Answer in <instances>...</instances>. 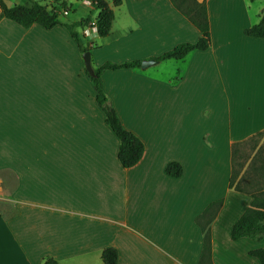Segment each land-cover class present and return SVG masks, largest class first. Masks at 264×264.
<instances>
[{"label":"crops","instance_id":"1","mask_svg":"<svg viewBox=\"0 0 264 264\" xmlns=\"http://www.w3.org/2000/svg\"><path fill=\"white\" fill-rule=\"evenodd\" d=\"M65 1L79 18L93 10ZM199 1L210 46L173 60L177 78L158 60L101 74L122 125L144 144L128 167L67 28L0 18V264H102L106 246L116 264H198L195 216L217 198L212 263L260 264L249 251L264 236L230 237L251 197L228 180L233 142L264 133V38L243 32L264 0ZM113 11L109 33L91 37L92 66L154 58L200 35L170 0H121ZM169 161L180 176L165 173Z\"/></svg>","mask_w":264,"mask_h":264},{"label":"trees","instance_id":"2","mask_svg":"<svg viewBox=\"0 0 264 264\" xmlns=\"http://www.w3.org/2000/svg\"><path fill=\"white\" fill-rule=\"evenodd\" d=\"M90 2L96 11L95 15H91V10L78 19L69 20L60 17L63 8H70L65 0H53L49 3L46 0H21L11 5H7L3 0H0V18L11 19L23 27H28L33 23H37L44 28L62 24L69 31L80 52H84L91 49L92 36H106L109 33L114 18L113 6L120 4L121 0H111V3H108L107 0H90ZM170 2L194 24L200 35L195 41L179 42L172 48L154 56L159 61L170 58L181 59L192 50H204L210 46V27L205 2L199 0H170ZM92 21L95 29L85 34L83 32L84 28ZM243 32L249 36L264 38V10L258 21L245 27ZM140 62L139 59L120 62L106 60L98 66H92L93 71L91 73L87 72L95 90L96 100L104 112L105 121L119 140L117 157L124 167L135 164L141 158L144 144L138 136L122 125L104 93L101 74L105 69L139 67ZM262 137L263 142L254 153L250 165L242 172V163L235 164V147L243 141H235L232 144L228 186L251 197L249 204L231 226L230 237L232 239L241 236L260 239L264 236V133L263 131H257L248 138L258 143ZM164 171L170 176L177 177L182 174V166L177 161H169L165 164ZM222 202L223 198L212 200L200 214L195 216V222L203 233L198 264H213L211 259L210 222L216 216ZM249 253L256 256L260 264H264V248L253 249ZM100 259L102 264H116V249L112 246L104 247L100 253ZM41 264H58V262L52 257H45Z\"/></svg>","mask_w":264,"mask_h":264},{"label":"rangeland","instance_id":"3","mask_svg":"<svg viewBox=\"0 0 264 264\" xmlns=\"http://www.w3.org/2000/svg\"><path fill=\"white\" fill-rule=\"evenodd\" d=\"M47 2L49 3L51 1H47ZM252 5L254 6V2H252ZM95 12L96 11L93 9L91 15H95ZM79 16H80V10L70 12L67 15L60 14V17L69 20L77 19L79 18ZM173 60L178 61V59H171V58L160 60L161 63L159 64V67L161 68L164 75L166 76L172 75L174 76L175 79L177 78L180 72L179 70L181 68V61L179 60L180 62H173ZM242 141L243 142L236 145L235 147L236 148L235 164L239 165L240 163H242L241 172L250 165L254 153L257 151L258 146L263 142V137L258 141V143H255L253 139H249V138L243 139ZM263 149H264V144H263Z\"/></svg>","mask_w":264,"mask_h":264},{"label":"water","instance_id":"4","mask_svg":"<svg viewBox=\"0 0 264 264\" xmlns=\"http://www.w3.org/2000/svg\"><path fill=\"white\" fill-rule=\"evenodd\" d=\"M82 57H83V61H84V66L85 69L88 73H91L93 71V67H92V63H91V53L90 50H86L84 52H82ZM156 59L154 58H150V59H143L140 62V66L141 67H146L149 64L155 63Z\"/></svg>","mask_w":264,"mask_h":264},{"label":"built area","instance_id":"5","mask_svg":"<svg viewBox=\"0 0 264 264\" xmlns=\"http://www.w3.org/2000/svg\"><path fill=\"white\" fill-rule=\"evenodd\" d=\"M61 13L63 15H66L68 13V9L67 8H63L61 10ZM95 29V26H94V22L92 21L87 27L84 28L83 32L85 34H88L90 31L94 30Z\"/></svg>","mask_w":264,"mask_h":264}]
</instances>
